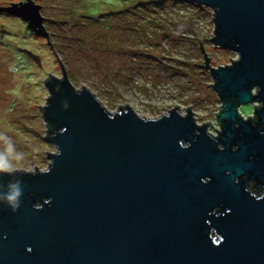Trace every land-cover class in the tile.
I'll return each mask as SVG.
<instances>
[{
    "label": "water",
    "instance_id": "1",
    "mask_svg": "<svg viewBox=\"0 0 264 264\" xmlns=\"http://www.w3.org/2000/svg\"><path fill=\"white\" fill-rule=\"evenodd\" d=\"M188 1L214 11L206 39L239 55L213 68L199 39L222 130L198 125L191 106L155 119L129 105L112 113L59 60L63 77L48 73L39 105L51 164L0 166V264H264V0ZM42 7L0 13L52 46ZM246 104L254 117L241 115Z\"/></svg>",
    "mask_w": 264,
    "mask_h": 264
},
{
    "label": "rangeland",
    "instance_id": "2",
    "mask_svg": "<svg viewBox=\"0 0 264 264\" xmlns=\"http://www.w3.org/2000/svg\"><path fill=\"white\" fill-rule=\"evenodd\" d=\"M20 1L0 0V6ZM33 1L43 6L53 48L20 18L0 13L3 170L37 166L45 171L51 164L45 151L53 154L57 148L45 137L48 127L39 105L51 96L43 80L50 74L63 77L60 61L74 87H87L112 113L129 105L141 117L155 119L175 105L186 115L191 106L198 125L210 121L220 130L216 112L222 102L210 69L200 65L206 58L199 39L213 68L231 65L239 55L206 39L215 30L212 9L186 0ZM254 111L253 104L240 108L245 118Z\"/></svg>",
    "mask_w": 264,
    "mask_h": 264
},
{
    "label": "flooded vegetation",
    "instance_id": "3",
    "mask_svg": "<svg viewBox=\"0 0 264 264\" xmlns=\"http://www.w3.org/2000/svg\"><path fill=\"white\" fill-rule=\"evenodd\" d=\"M24 1H26V0H24ZM24 1H21V2H24ZM26 25H27V24H26ZM249 186H250L251 189H253V190L256 192V194H257L258 196L262 194L263 191H260L259 188H255L254 183H250Z\"/></svg>",
    "mask_w": 264,
    "mask_h": 264
},
{
    "label": "clouds",
    "instance_id": "4",
    "mask_svg": "<svg viewBox=\"0 0 264 264\" xmlns=\"http://www.w3.org/2000/svg\"><path fill=\"white\" fill-rule=\"evenodd\" d=\"M19 196V193H14L8 197L10 201H16L17 197Z\"/></svg>",
    "mask_w": 264,
    "mask_h": 264
},
{
    "label": "trees",
    "instance_id": "5",
    "mask_svg": "<svg viewBox=\"0 0 264 264\" xmlns=\"http://www.w3.org/2000/svg\"><path fill=\"white\" fill-rule=\"evenodd\" d=\"M176 1V0H175ZM186 1H188V0H186ZM189 2V1H188ZM190 2H192V1H190ZM201 7V6H200ZM158 9V8H157ZM151 10V9H150ZM154 10H156V9H154ZM143 20L145 19V17L144 18H142ZM49 124H47V126H48ZM253 190V189H252ZM254 191V190H253Z\"/></svg>",
    "mask_w": 264,
    "mask_h": 264
},
{
    "label": "built area",
    "instance_id": "6",
    "mask_svg": "<svg viewBox=\"0 0 264 264\" xmlns=\"http://www.w3.org/2000/svg\"><path fill=\"white\" fill-rule=\"evenodd\" d=\"M221 126V125H220ZM222 129H221V127H220V131H221ZM210 133V132H209Z\"/></svg>",
    "mask_w": 264,
    "mask_h": 264
}]
</instances>
